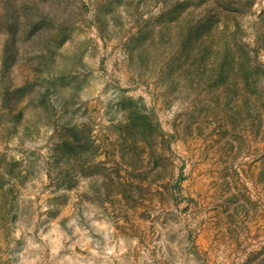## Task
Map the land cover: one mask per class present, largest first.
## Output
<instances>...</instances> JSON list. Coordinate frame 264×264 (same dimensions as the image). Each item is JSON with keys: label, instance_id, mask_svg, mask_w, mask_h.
<instances>
[{"label": "rangeland", "instance_id": "obj_1", "mask_svg": "<svg viewBox=\"0 0 264 264\" xmlns=\"http://www.w3.org/2000/svg\"><path fill=\"white\" fill-rule=\"evenodd\" d=\"M0 264H264V0H0Z\"/></svg>", "mask_w": 264, "mask_h": 264}]
</instances>
